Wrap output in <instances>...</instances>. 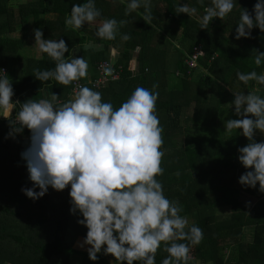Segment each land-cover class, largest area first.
<instances>
[{
    "label": "trees",
    "instance_id": "1",
    "mask_svg": "<svg viewBox=\"0 0 264 264\" xmlns=\"http://www.w3.org/2000/svg\"><path fill=\"white\" fill-rule=\"evenodd\" d=\"M84 2L0 0V68L7 69L3 77L14 79L10 83L17 100H13L12 115L27 100L50 99L55 93V103L60 104L73 97V82L60 85L51 77L44 81L35 77L34 70L54 68L55 61L47 54L31 57L20 52L33 20L35 27L41 25L42 38L64 39L65 59H71L74 49L80 48L89 69L79 81L98 91L102 101H110L114 109L137 86L158 93L155 114L162 127L163 172L155 178L162 185L163 194L181 206L178 215L192 219L185 231L195 224L203 233L198 244L190 245L191 259L187 264H194L195 260L204 264H264V193L258 191V182L256 187H247L237 179L246 170L237 159V147L248 141L239 129L223 134L219 129L224 99L233 98L232 91L264 96V87L255 81L244 84L236 78L237 71L264 72V59L259 66L253 62L256 50L264 51V31L254 25L250 37H234L240 11L246 8L251 13L255 0H233V9L224 20L213 17L206 28H200L198 19L210 6V0H148L147 11L141 3L127 14L128 0H94L100 10L95 21H117L112 40L95 35L96 27L92 26L98 24L89 23L91 27H87L85 23L79 29L65 25L71 5ZM178 3L194 7L195 13H176ZM49 13L54 17H45ZM18 29L22 31L20 37L10 35ZM125 33L129 37L126 41L121 40ZM198 44L202 53L197 65L189 68L185 59ZM110 48L117 50L115 60ZM102 61L119 75L94 87L90 80L100 74ZM184 121L202 134L180 145ZM10 128L8 119L0 117V264H70L74 253H81L84 264H112L102 253H97L99 259L92 261L86 251L73 247L77 237L86 234V227L69 212V186L59 191L48 186L47 192L34 201L24 195L21 187H30L32 182L20 153L28 144L30 132L25 127L14 137L6 138ZM262 139L264 134L255 130L254 140ZM245 195L256 200H247ZM223 207L231 210L225 216L218 213ZM249 227L252 238L245 241L244 231ZM164 244L161 242L154 254L155 264L168 255ZM232 248L236 251L234 258L229 259Z\"/></svg>",
    "mask_w": 264,
    "mask_h": 264
},
{
    "label": "clouds",
    "instance_id": "2",
    "mask_svg": "<svg viewBox=\"0 0 264 264\" xmlns=\"http://www.w3.org/2000/svg\"><path fill=\"white\" fill-rule=\"evenodd\" d=\"M141 3L147 11L148 0H128L126 14ZM232 9L233 0H210V6L198 19L200 28H206L213 17L224 20ZM195 11L186 3L175 6L176 13L188 16ZM99 16L94 0H85L71 5L64 23L79 29ZM254 25L264 31V0H255L251 13L242 8L234 37H250ZM116 27L114 18L103 19L96 26L95 35L112 40ZM32 32L38 51L55 61L53 69L34 70L38 80L51 77L60 85H68L86 77L88 63L83 57L64 58V39L42 38L40 28ZM128 39L126 33L121 34V40ZM109 51L116 54L115 48ZM262 59L264 51L256 50L254 64L259 66ZM101 67L105 76L112 74L110 64ZM236 78L244 84L253 80L264 87V72L237 71ZM232 92L228 106L237 118L224 120V129H239L248 141L237 147V159L246 169L238 176V183L256 187L258 182V191L264 193V139L254 140L255 130L264 134V96ZM73 93L71 99L60 104L55 103V93L50 99L27 100L12 115L13 88L9 79L0 76V117L7 118L11 125L6 138L14 137L25 127L30 132L20 156L32 184L22 186L21 191L34 201L47 192L48 186L57 191L69 186V212L86 227L78 246H89L85 250L92 261L99 259L97 253H110L116 264H155L154 254L165 242L168 255L160 264H187L191 259L190 245L198 244L203 233L195 224L185 231L187 220L178 215L181 206L163 194L162 185L155 178L163 172L162 127L155 114L158 93L137 86L115 109L110 101H102L98 91L87 86L80 85ZM36 188L38 191L33 190ZM178 240L188 243H177Z\"/></svg>",
    "mask_w": 264,
    "mask_h": 264
},
{
    "label": "rangeland",
    "instance_id": "3",
    "mask_svg": "<svg viewBox=\"0 0 264 264\" xmlns=\"http://www.w3.org/2000/svg\"><path fill=\"white\" fill-rule=\"evenodd\" d=\"M92 27H96V26H92ZM175 43L177 44L178 42L176 41ZM116 57H117V54L112 55V60H115ZM232 99L233 98L228 97V96L224 99V102H223V112L221 113V116L222 117H221V119H219V127H220L219 129L221 131L220 134H223L224 131H226V132L228 131V130H225L224 129L223 121L226 120V119H229L232 115H234V113L231 110V107L228 106V104L230 103V101ZM188 111L191 113L192 108L191 107L188 108ZM184 122L185 123H183V125H184L183 132L179 136L180 145H182L184 142H190V141L194 140L196 137H198V136H200L202 134V132L201 131L199 132L198 128L195 127L193 124H189V122H186V121H184ZM245 199L250 200L252 202H254L256 200L255 197H252L250 195H245ZM230 211L231 210H230L229 207H223V208H220L218 210V213L221 216H225ZM190 220H192V219H187V223ZM244 232H245V237H244L245 239L244 240L245 241L251 240V238H252V229L250 227L249 228H246ZM77 245H78V243H77ZM78 248H79V251H81V249H83L84 247L78 246ZM235 251H236L235 248H232V250L231 249L229 250V252H228L229 254L227 253L229 255V259L234 258L233 256H234ZM80 255L81 254H79V253H74L73 254V256H75V257H77V256L79 257ZM196 261H197V263L200 262V263L203 264V262H201L199 260H196Z\"/></svg>",
    "mask_w": 264,
    "mask_h": 264
},
{
    "label": "crops",
    "instance_id": "4",
    "mask_svg": "<svg viewBox=\"0 0 264 264\" xmlns=\"http://www.w3.org/2000/svg\"><path fill=\"white\" fill-rule=\"evenodd\" d=\"M45 17H54V14L53 13H49V14L45 15ZM41 18L43 19L44 17H41ZM42 19H40V20H42ZM99 23H100L99 21L92 22V24H99ZM86 26L87 27H91L88 24ZM29 27H30V29H29V35L25 39L24 45H23L22 49H20V52L23 55H26V56L39 57L41 55V52L38 51V48H37L36 44L34 43V35H33V32H32V30L34 28H37V27H35V23L33 22V20H31L29 22ZM39 28L41 29V25L39 26ZM21 34H22L21 29H18L16 31H13L12 33H10L11 36H16V37H20ZM116 54L118 55L117 50H116ZM73 56H81V57H83V55H82V53L80 51V48L77 47L76 49H74ZM88 69L89 68H87V70ZM7 79H9L10 82L14 80L12 78H7ZM10 99H12V100L15 101V100H17V97H13L12 96V97H10ZM81 239H83V236H78L77 239L74 242L73 247L76 248L77 250H79L77 243H78V241L81 242L82 241ZM83 247L84 248L81 249V251H86L85 248L86 247H89V246L88 245H85ZM103 247L104 246H102V248ZM79 254H81V253H79ZM104 256L107 258V260L109 262H111L112 264H116L115 258L112 257V255L110 253L109 254H106V255L104 254ZM81 259H83V256L82 255H80L79 257L78 256L77 257L72 256V258L70 259L69 262H70V264H84L83 262H81ZM194 264H202V263H200V262L197 263V261L195 260V263Z\"/></svg>",
    "mask_w": 264,
    "mask_h": 264
},
{
    "label": "built area",
    "instance_id": "5",
    "mask_svg": "<svg viewBox=\"0 0 264 264\" xmlns=\"http://www.w3.org/2000/svg\"><path fill=\"white\" fill-rule=\"evenodd\" d=\"M200 53H202V46L200 44L195 45L192 53H190L188 55V57L185 59L189 68L195 67L197 65V60H198V56L200 55ZM102 65H109V63L106 61H102L99 64L100 74L97 75V78H95L94 80H90L92 86H94V87H101L102 85L106 84V82L109 79H115L119 75L118 72L113 71L111 75L105 76L103 71H102V67H101ZM6 72H7L6 67L0 68V74H2V76L6 75ZM80 85H83V83L81 81H79V80L73 81V86L71 88V94H74L73 89L74 88L78 89V86H80ZM27 136H29V135H27Z\"/></svg>",
    "mask_w": 264,
    "mask_h": 264
}]
</instances>
